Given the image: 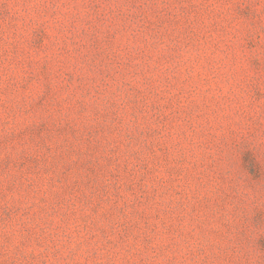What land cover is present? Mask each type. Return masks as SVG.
<instances>
[{"label": "rangeland", "instance_id": "374dc122", "mask_svg": "<svg viewBox=\"0 0 264 264\" xmlns=\"http://www.w3.org/2000/svg\"><path fill=\"white\" fill-rule=\"evenodd\" d=\"M0 264H264V0H0Z\"/></svg>", "mask_w": 264, "mask_h": 264}]
</instances>
